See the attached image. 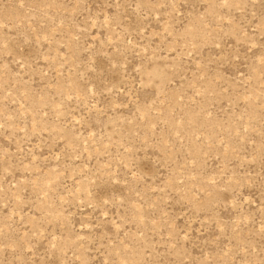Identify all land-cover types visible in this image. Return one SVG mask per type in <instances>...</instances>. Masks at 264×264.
Masks as SVG:
<instances>
[{"label": "rangeland", "instance_id": "1", "mask_svg": "<svg viewBox=\"0 0 264 264\" xmlns=\"http://www.w3.org/2000/svg\"><path fill=\"white\" fill-rule=\"evenodd\" d=\"M0 264H264V0H0Z\"/></svg>", "mask_w": 264, "mask_h": 264}]
</instances>
